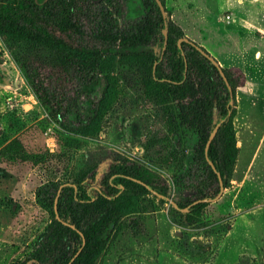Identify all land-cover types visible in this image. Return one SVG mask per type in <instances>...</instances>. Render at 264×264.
Listing matches in <instances>:
<instances>
[{"label":"rangeland","instance_id":"374dc122","mask_svg":"<svg viewBox=\"0 0 264 264\" xmlns=\"http://www.w3.org/2000/svg\"><path fill=\"white\" fill-rule=\"evenodd\" d=\"M164 2L185 38L242 75L231 101L238 156L228 186L197 213L152 193L135 197L92 264H264V0ZM143 10L129 0L116 16L130 24ZM150 47L160 51L157 40ZM0 51V264L24 260L51 222L49 187L86 176L104 158L143 162L169 184L171 200L189 201L206 176L193 162L196 137L176 129V108L147 84L141 64L104 58L97 112L73 129L49 115L20 66L29 57L61 75L63 55L1 35Z\"/></svg>","mask_w":264,"mask_h":264},{"label":"trees","instance_id":"16d2710c","mask_svg":"<svg viewBox=\"0 0 264 264\" xmlns=\"http://www.w3.org/2000/svg\"><path fill=\"white\" fill-rule=\"evenodd\" d=\"M128 1L0 0V35L38 43L63 55L57 65L61 75L29 57L21 59L20 66L40 103L66 128L86 126L97 112L104 58L114 55L141 64L147 84L176 108V129L195 135L193 162L206 176L182 204L170 199L169 184L143 162L104 158L86 176L49 187L53 218L28 256L14 264H92L135 197L152 193L197 213L219 196L217 172L224 188L228 186V173L239 151L231 101L244 83L242 75L222 68L231 94L220 68L202 52L211 53L185 38L162 14L156 0H141L143 15L133 23L120 24L116 15ZM155 40L159 52L150 47ZM2 59L0 51V62ZM65 70H71V75ZM218 123L206 155L208 139ZM238 264L251 262L241 259Z\"/></svg>","mask_w":264,"mask_h":264},{"label":"water","instance_id":"95a60500","mask_svg":"<svg viewBox=\"0 0 264 264\" xmlns=\"http://www.w3.org/2000/svg\"><path fill=\"white\" fill-rule=\"evenodd\" d=\"M156 2H157V4H158V6H159V8H160V10H161V12H162V14L165 15V12H166V11H165V6H164L162 0H156ZM163 34H164V37H165L164 47H166V45H167V40H168V31H167L166 28L163 29ZM202 53H203L206 57H208V58L211 60V62H212L215 66H217V67L220 68L221 75L223 76L224 80L226 81V83H227V85H228V87H229L230 93L232 94V88H231V86L229 85L228 80H227V78H226L224 72L222 71V67L220 66V64L218 63V61H217L215 58H213L212 56L208 55L206 52L203 51ZM26 108H27V107H26ZM219 126H220V123H218V124L215 126V128L213 129V131H212V133H211V135H210V137H209V139H208V142H207V145H206V148H205L206 155H207V152H208V148H209V146H210V144H211L213 138L215 137L216 132H217ZM209 163L211 164L212 168H213L214 170H216L214 164H213L211 161H209ZM217 175H218L219 182H220V186H221V188H220V193H219V196H220V194H222V192L224 191L223 177H222V175L220 174V172H217ZM219 196H218V197H219ZM204 201H205V200H204ZM170 202H171L172 204H174L173 201H170ZM185 209H186V208H185Z\"/></svg>","mask_w":264,"mask_h":264}]
</instances>
